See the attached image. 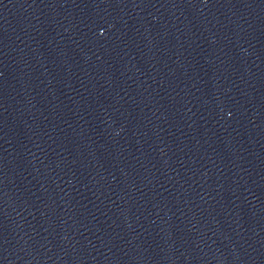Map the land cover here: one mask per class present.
I'll return each mask as SVG.
<instances>
[{"label":"water","instance_id":"1","mask_svg":"<svg viewBox=\"0 0 264 264\" xmlns=\"http://www.w3.org/2000/svg\"><path fill=\"white\" fill-rule=\"evenodd\" d=\"M0 264H264V0H0Z\"/></svg>","mask_w":264,"mask_h":264}]
</instances>
